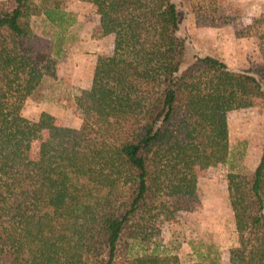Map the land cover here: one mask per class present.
<instances>
[{
    "label": "trees",
    "instance_id": "obj_1",
    "mask_svg": "<svg viewBox=\"0 0 264 264\" xmlns=\"http://www.w3.org/2000/svg\"><path fill=\"white\" fill-rule=\"evenodd\" d=\"M0 10V264H168L160 219L193 204L196 171L227 162L226 113L264 98V65L185 61L175 0H79L95 7L112 50L96 58L78 127L20 114L59 55L63 0H7ZM50 29L36 34L31 18ZM264 55V34L260 35ZM52 49V50H53ZM46 131L36 158L34 134ZM237 264H264V143L251 173L226 174Z\"/></svg>",
    "mask_w": 264,
    "mask_h": 264
},
{
    "label": "rangeland",
    "instance_id": "obj_2",
    "mask_svg": "<svg viewBox=\"0 0 264 264\" xmlns=\"http://www.w3.org/2000/svg\"><path fill=\"white\" fill-rule=\"evenodd\" d=\"M178 34L184 38L185 61L194 55H210L229 69L254 72L264 65L260 35L264 34V0H175ZM10 2L0 0V10ZM62 8L73 14L67 39L59 55L49 42L45 49L54 59L53 76L45 75L28 96L20 114L37 120L41 112L53 116L58 126L78 127L77 106L82 89L90 86L97 56L112 50L113 36L102 35L100 17L87 1L63 0ZM36 34L48 39L50 29L40 17L31 18ZM53 49V50H52ZM228 133L227 162L196 171V197L193 204L173 208L169 219H160L156 241L165 253L175 255L168 264H237L234 249L236 232L227 198L226 174H248L256 166L264 143V98L251 106L226 113ZM46 131L34 134L29 156L36 158ZM126 264V262H122Z\"/></svg>",
    "mask_w": 264,
    "mask_h": 264
}]
</instances>
